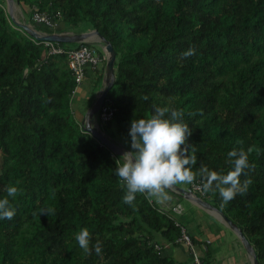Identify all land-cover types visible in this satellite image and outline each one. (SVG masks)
<instances>
[{
  "label": "trees",
  "instance_id": "trees-1",
  "mask_svg": "<svg viewBox=\"0 0 264 264\" xmlns=\"http://www.w3.org/2000/svg\"><path fill=\"white\" fill-rule=\"evenodd\" d=\"M18 1L39 30L88 21L112 42L116 79L106 101L115 112L105 125L131 138L133 119L169 105L183 108L193 129L194 170L227 172L228 151L248 152L246 192L226 203L218 190L203 196L237 223L264 264V0ZM189 47L195 53L184 56ZM48 49L0 0V196L11 183L21 189L10 197L15 215L0 220V264H188L156 248L155 232L171 241L182 234L167 208L144 193L124 201L119 157L72 108L78 83L69 54ZM84 227L91 253L76 239Z\"/></svg>",
  "mask_w": 264,
  "mask_h": 264
},
{
  "label": "clouds",
  "instance_id": "clouds-1",
  "mask_svg": "<svg viewBox=\"0 0 264 264\" xmlns=\"http://www.w3.org/2000/svg\"><path fill=\"white\" fill-rule=\"evenodd\" d=\"M195 51V47H189L183 52V55L190 56ZM103 55L106 56L104 60L107 61L105 51ZM102 64L106 65V62H102ZM102 86L103 83L101 88ZM184 115L183 108L164 105L156 106L154 112L147 117L131 121L129 128L130 150L119 157L115 168V174L121 178L122 186L126 188L123 195L125 202L132 203L137 193H144L150 198L167 199L166 189L176 184H190L198 176L203 180V190L205 192L218 190L225 203L233 199L238 193L242 194L247 191L251 178L241 181L240 177L241 173L252 165L248 152L243 147L232 148L228 151L227 162L233 167L227 172L223 169L213 170L206 165L193 169V166L197 164L196 149L189 141L193 129L189 122L184 119ZM84 118L81 122L85 127ZM95 120L96 124L99 125L98 119ZM6 191L7 195L0 196V220L11 219L15 215L16 208L10 197H15L21 189L17 184L11 183L7 186ZM195 193L204 198L200 193L196 191ZM46 210L49 211L50 209ZM177 223L183 226L180 222L177 221ZM76 239L82 249L88 253L92 252L91 233L87 227L82 228L76 234ZM95 252H102L101 241H96Z\"/></svg>",
  "mask_w": 264,
  "mask_h": 264
},
{
  "label": "water",
  "instance_id": "water-1",
  "mask_svg": "<svg viewBox=\"0 0 264 264\" xmlns=\"http://www.w3.org/2000/svg\"><path fill=\"white\" fill-rule=\"evenodd\" d=\"M8 5V12L12 17L13 21L25 29L30 35L37 38L38 40H51L54 42H90V43H98L103 48L107 54V61L105 65V76L103 79V86L97 95L96 100L88 109L85 114L84 122H85V129L91 132L95 137L99 138L102 143L108 146L114 154L118 156H122L124 152L130 150L128 146H124L121 142L112 139L108 134L101 131L98 124H93L92 120L95 118L96 115L104 103L108 92L114 85L116 79V49L114 48L112 42L108 40L98 29L93 28L87 31L75 33L72 31H54L51 33H46L37 28L30 25L26 18L18 19L15 15V8L19 6L22 12L21 5L18 0H6ZM97 36V38H94ZM172 191L176 192L178 195L183 196L184 198L192 201L194 204L200 206V208H204V210L210 211L215 214L218 218H220L225 224H227L240 238L242 244L244 245L245 250L247 253L250 254L253 264H260L257 253L255 250L254 245L251 243L249 238L245 235L243 230L237 225L236 222L233 221L227 214H225L220 208L216 207L210 201L202 198L200 195L195 193L192 188L184 187L180 184H176L168 188ZM213 210L218 211L219 213L214 212Z\"/></svg>",
  "mask_w": 264,
  "mask_h": 264
},
{
  "label": "crops",
  "instance_id": "crops-1",
  "mask_svg": "<svg viewBox=\"0 0 264 264\" xmlns=\"http://www.w3.org/2000/svg\"><path fill=\"white\" fill-rule=\"evenodd\" d=\"M31 21L32 19H30V25L36 28L33 21ZM91 73L93 72L90 70L86 77L91 75ZM180 185L187 188L191 187L189 183H181ZM174 193L177 197L173 198L176 200H179L178 197H183L178 195L176 192ZM170 206H175L171 200H165L162 202V207L170 208ZM179 215L185 217L184 221L186 224L184 221L181 222L179 220V222L184 225L192 236L194 240V248H191L185 242L168 240L166 237L155 232L154 240L162 247L165 255L171 256L177 261L187 262L188 264H194L196 254L201 259L202 264H253L252 258L245 250L240 238L221 220L216 218L218 221H214L215 224H210L209 222L204 221L202 217L203 213L201 211L191 214L188 212L185 214L183 211V213ZM159 238L162 240L160 241ZM224 243H227L225 251L223 248ZM189 261H191V263H189Z\"/></svg>",
  "mask_w": 264,
  "mask_h": 264
},
{
  "label": "rangeland",
  "instance_id": "rangeland-1",
  "mask_svg": "<svg viewBox=\"0 0 264 264\" xmlns=\"http://www.w3.org/2000/svg\"><path fill=\"white\" fill-rule=\"evenodd\" d=\"M6 7L8 9L7 1H6ZM25 13H26L25 14L26 16L23 14V12H21L20 7L19 6H16V8H15V15H16V17L18 19L21 18L22 20L25 17L26 19H28L27 21L30 23L31 17H30V14H29L28 10H26ZM91 28H93V27H92V25L88 21H82V22H80L78 24H69V23L67 24V30L68 31L75 32V33L87 31V30H89ZM94 44H95V46L100 51L102 50L103 53H104V48L100 44H98V43H94ZM77 45H78L77 42H73V43H71V42H65V46L66 47L74 48V47H77ZM103 66L104 65L102 63H100L97 66L96 72L93 71V73H91V75L85 77L84 81L80 85V88H79L78 93L74 96V99L72 101V108H73V110H75V112L77 114V117L79 119H81V120L84 118L86 112L91 107V105L94 103V101L97 98V95L100 92V90L97 89V87H96V86H98V84H96V86H95V83L97 81L95 78H97L98 74L99 75L103 74L105 76V73H104L105 72V68L103 69ZM103 79L104 78L102 76L101 84H99V86L102 85ZM100 88H101V86H100ZM98 114L99 113H97L96 118L98 119L99 126H100L101 130L103 132H105L106 134H108V135H110L112 137H115V139H117V141L121 142L124 146H128V148L130 149V147H131V145H130V139L131 138H129L128 136H126V135H124L122 133H120L119 130H118V128H117V126L115 125V123H112L111 126L110 125L109 126L105 125L102 122L101 118L99 117L100 115H98ZM93 124L94 125L96 124L95 118L93 119ZM118 157H121V156H118ZM166 191H167V193L169 195V197L167 199H156V198H153L158 205H162V202L165 201V200H171L172 203H173V205H177L178 204L177 202H181V204L184 207V213L185 214L187 212L189 214H191V213H198L199 211H201L203 213L202 217H203L204 221L209 222L210 224L211 223H214V221L221 220L215 214L210 213L207 210H204V208H200V206L195 205L194 203H192L191 201L187 200L184 197H178L179 200L174 199L173 197H177L175 195V193L173 191L169 190V189H166ZM173 209L174 208L172 206H170V208L168 209L169 214H171L172 216H174V218L176 220L178 219L177 220L178 222H179V220L181 222L184 221V218L185 217H182L179 214L175 213ZM185 209H186V212H185ZM216 218L218 220H216ZM184 223H185V221H184ZM159 240L161 241L162 239L159 238ZM223 248H224V251H225L226 248H227V243H224ZM189 263H191V261H189Z\"/></svg>",
  "mask_w": 264,
  "mask_h": 264
},
{
  "label": "built area",
  "instance_id": "built-area-1",
  "mask_svg": "<svg viewBox=\"0 0 264 264\" xmlns=\"http://www.w3.org/2000/svg\"><path fill=\"white\" fill-rule=\"evenodd\" d=\"M35 20L39 22H44L46 26H54V22L47 16V13H41L36 12L34 15ZM42 41V40H41ZM42 42H45L47 47H49V53H63L67 52L69 54L70 58V66L73 70V74L75 75L76 82L78 83L77 86L83 82V80L86 77V70L87 68L96 69L97 66L103 62L106 56L102 55V53L99 52V50L93 46L89 45L87 43H82L77 48L72 49H65L63 46L59 45V42H54L51 40H43ZM78 87L74 90V95L78 91ZM115 109L107 103V101L104 102L100 109V117L103 122H108L113 115H114ZM202 181L197 180L192 183H190V186L192 189L201 195L205 194V191L202 188ZM174 212L177 214H182L184 211V208L181 204H177L173 206ZM166 210H164L165 212ZM176 242H185L187 243L191 248H194V243L192 240V237L188 230L182 226V234L179 238H177ZM157 249H161L162 247L160 245H156ZM194 264H202L201 259L196 254Z\"/></svg>",
  "mask_w": 264,
  "mask_h": 264
},
{
  "label": "bare ground",
  "instance_id": "bare-ground-1",
  "mask_svg": "<svg viewBox=\"0 0 264 264\" xmlns=\"http://www.w3.org/2000/svg\"><path fill=\"white\" fill-rule=\"evenodd\" d=\"M94 38H97V36H94ZM88 70V69H87ZM99 115V114H98ZM100 117V116H99ZM214 212H216V213H219L218 211H216V210H213ZM184 226V225H183Z\"/></svg>",
  "mask_w": 264,
  "mask_h": 264
}]
</instances>
